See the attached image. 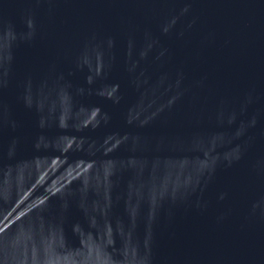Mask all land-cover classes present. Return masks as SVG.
Returning a JSON list of instances; mask_svg holds the SVG:
<instances>
[{"label": "water", "instance_id": "obj_1", "mask_svg": "<svg viewBox=\"0 0 264 264\" xmlns=\"http://www.w3.org/2000/svg\"><path fill=\"white\" fill-rule=\"evenodd\" d=\"M0 264H264V0H0Z\"/></svg>", "mask_w": 264, "mask_h": 264}]
</instances>
